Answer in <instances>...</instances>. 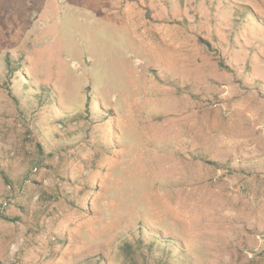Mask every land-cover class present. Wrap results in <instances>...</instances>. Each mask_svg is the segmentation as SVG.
<instances>
[{
  "label": "rangeland",
  "instance_id": "374dc122",
  "mask_svg": "<svg viewBox=\"0 0 264 264\" xmlns=\"http://www.w3.org/2000/svg\"><path fill=\"white\" fill-rule=\"evenodd\" d=\"M0 264H264V0H0Z\"/></svg>",
  "mask_w": 264,
  "mask_h": 264
},
{
  "label": "bare ground",
  "instance_id": "6f19581e",
  "mask_svg": "<svg viewBox=\"0 0 264 264\" xmlns=\"http://www.w3.org/2000/svg\"><path fill=\"white\" fill-rule=\"evenodd\" d=\"M97 29V28H96Z\"/></svg>",
  "mask_w": 264,
  "mask_h": 264
}]
</instances>
